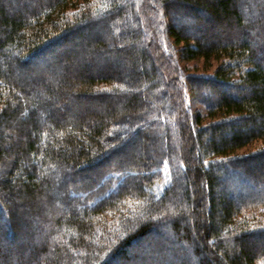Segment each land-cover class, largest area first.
Listing matches in <instances>:
<instances>
[{
  "label": "trees",
  "instance_id": "trees-1",
  "mask_svg": "<svg viewBox=\"0 0 264 264\" xmlns=\"http://www.w3.org/2000/svg\"><path fill=\"white\" fill-rule=\"evenodd\" d=\"M26 1L0 0V231L14 240L21 228L26 246L18 257L0 247V264H153L172 251L156 236L190 258L175 264H264V0ZM99 19L113 21L109 40L17 79ZM110 48L127 79L94 63ZM81 102L90 109L74 110ZM139 132L155 134L151 154L110 162ZM230 176L255 192L216 193Z\"/></svg>",
  "mask_w": 264,
  "mask_h": 264
},
{
  "label": "rangeland",
  "instance_id": "rangeland-1",
  "mask_svg": "<svg viewBox=\"0 0 264 264\" xmlns=\"http://www.w3.org/2000/svg\"><path fill=\"white\" fill-rule=\"evenodd\" d=\"M21 1V0H19ZM26 3L28 4V7H32L34 6V2L33 0H28L26 1ZM17 8V7H16ZM19 9V8H17ZM171 17L169 18V21L171 23L174 24H185L187 29L189 31H193L194 33H197V30L193 28V23L192 20L190 18H186V17H182L180 19V22L174 18V13L171 12ZM113 21H106L104 19H99L96 20L94 23H92L91 25H89V27H85L83 29H81L82 31L85 32L84 35H81L79 38H77V36H72V38H69L65 43L62 42V44L55 49V54H56V58L55 57H51V59L49 60L48 63H46V66H42L41 62L38 59L35 58H30L29 61H27L25 63V68H26V72L28 74H30V78H28L26 75L21 74V75H17V79L20 80V82L22 83H26L29 82L31 80L34 79H39V77H41L40 75L42 74V72L45 71V67H49V65L54 66V64L56 63L55 60L58 61L61 60V58L64 57V55H66L67 53H70L71 51H77L80 52L81 49L83 48V45H85V43L87 41H89V39L91 38H95V37H100L101 39H103L104 41L109 40L110 37H112L114 35V31H113ZM218 29V27H217ZM214 33V30L205 32V34H203L204 37H208V35ZM202 36V34H201ZM116 50L115 49H108L107 52L103 53L102 56L100 57H95L94 63L99 64V66L104 67L107 64V60L109 61V65L113 68L116 69L117 74L123 78V79H127L125 78L126 76H128V74L131 72V67L128 65H126L125 63H121L119 61L116 60ZM54 54V55H55ZM106 61V63H105ZM45 65V64H44ZM184 65V66H183ZM187 67V71L190 72H196L197 68L201 67V61H198L194 64L193 63H184L181 62V67ZM195 67L194 69L192 68ZM184 69V68H183ZM186 69V68H185ZM129 89H135V88H129ZM205 88H201V89H197L198 90V94H202L204 92ZM222 89V88H221ZM113 96V95H111ZM193 98H190L187 92V103L189 104L190 107H192L193 109H200L202 110V104L198 101L196 95L192 96ZM86 104V102H85ZM84 102L81 103H77V104H73L74 110L76 111H80V112H84V111H88L90 109L89 105H85ZM72 106V104L70 105ZM142 131L141 132H146L147 129L149 128L148 125H142ZM141 133L139 132V134L136 133H131L129 136V140L124 144L123 150H121V153H119L118 155L112 156L110 162H114L116 159L121 158V159H129V157L141 152L144 150V152L146 151L147 153L151 154L149 147L145 148L146 146H149V142L151 143V139H153V136L155 134L153 133H148L146 134V138L141 137L140 135ZM156 135H159L158 133H156ZM148 139V140H146ZM252 145H250L249 147L245 146L242 149L239 150V152H247L249 151V149H255L257 148L258 145H260L259 140H255L251 143ZM247 147V148H246ZM159 150L163 151V147H160ZM165 150V149H164ZM141 155V153H139ZM254 162H250L247 163V165H253ZM111 164H104L102 166H98V167H94L91 168L90 170H88L87 172H89L88 174H85V176L83 177V185L85 187H90L91 185L88 183V180L86 178H88L89 176H93L99 172H108L110 173V166ZM165 174L167 175V172L165 170ZM177 180H181L180 175L177 174ZM76 182H79L77 180H75ZM183 181V180H182ZM100 185V184H99ZM99 185H94V189L98 188ZM247 184H242L239 182V180H237V178L230 176V177H226L225 179H222L221 177H219V186L216 188V193H222L225 194L224 192L228 193V197H231L233 199H236V197L240 198L242 196H244V193L246 192V190L249 192H255V189L252 187H247ZM61 188L59 191H57L56 195L57 198L58 197H63L64 195H69V186H61L59 187ZM254 190V191H253ZM68 193V194H67ZM69 210L73 209V205H68ZM15 218H13L14 220ZM0 224H3V220H2V216L0 215ZM2 226V225H0ZM3 227V226H2ZM17 226L16 228V232L18 230ZM30 227L31 229H36L35 225L33 226L30 223ZM21 229V228H20ZM19 229V230H20ZM17 232V236L14 240L10 239L9 237H2L1 235V231H0V247L4 250V252H6L9 256H13L15 255L16 257H18V254H22L25 253L24 251L26 250V246H24V240L21 238L20 240V236L21 233ZM41 238V236H40ZM155 241H158V244H160L161 246L165 247L168 246V243H172L171 249H164V251L162 250V253L153 256L150 253V257L148 259H152L154 262L153 264H175L177 263L178 259H181V257H183L185 260H190L189 256H181L179 254V249L180 246L175 242V239L172 238L171 236H166L165 239L164 238H160V236H156L153 238ZM168 248V247H167ZM142 254V253H141ZM180 257V258H179ZM23 264V263H21Z\"/></svg>",
  "mask_w": 264,
  "mask_h": 264
}]
</instances>
